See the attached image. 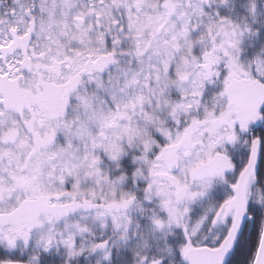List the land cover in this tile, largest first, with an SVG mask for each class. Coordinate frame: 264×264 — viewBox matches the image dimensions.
Segmentation results:
<instances>
[{
  "label": "snow or ice",
  "instance_id": "obj_1",
  "mask_svg": "<svg viewBox=\"0 0 264 264\" xmlns=\"http://www.w3.org/2000/svg\"><path fill=\"white\" fill-rule=\"evenodd\" d=\"M0 264H264V0H0Z\"/></svg>",
  "mask_w": 264,
  "mask_h": 264
}]
</instances>
